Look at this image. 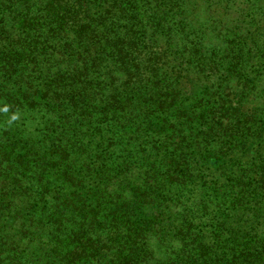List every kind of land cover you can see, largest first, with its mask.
Masks as SVG:
<instances>
[{
	"label": "trees",
	"instance_id": "16d2710c",
	"mask_svg": "<svg viewBox=\"0 0 264 264\" xmlns=\"http://www.w3.org/2000/svg\"><path fill=\"white\" fill-rule=\"evenodd\" d=\"M0 264H264V0H0Z\"/></svg>",
	"mask_w": 264,
	"mask_h": 264
}]
</instances>
